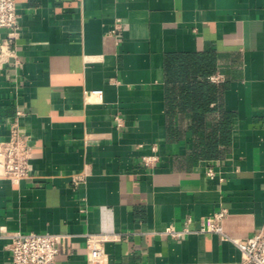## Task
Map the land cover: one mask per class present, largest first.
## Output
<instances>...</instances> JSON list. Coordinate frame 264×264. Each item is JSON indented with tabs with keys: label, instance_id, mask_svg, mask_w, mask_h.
I'll list each match as a JSON object with an SVG mask.
<instances>
[{
	"label": "crops",
	"instance_id": "1",
	"mask_svg": "<svg viewBox=\"0 0 264 264\" xmlns=\"http://www.w3.org/2000/svg\"><path fill=\"white\" fill-rule=\"evenodd\" d=\"M15 2L0 141L22 111L31 157L0 176V264L14 231L118 235L107 264H239L264 222V0Z\"/></svg>",
	"mask_w": 264,
	"mask_h": 264
},
{
	"label": "built area",
	"instance_id": "2",
	"mask_svg": "<svg viewBox=\"0 0 264 264\" xmlns=\"http://www.w3.org/2000/svg\"><path fill=\"white\" fill-rule=\"evenodd\" d=\"M0 28L8 29L7 41L15 38L18 28V13L15 0H0ZM6 41V42H7ZM0 46V59L14 56L8 49L7 43ZM101 89H93L85 94V98L94 96L100 98ZM22 111L16 112L9 127V136L0 141V176L13 184H18L30 172L31 145L30 135L23 132L19 118ZM155 156H143L142 163L151 165ZM207 174L214 177L215 172L208 168ZM75 182L77 180H74ZM225 210H220L207 217L201 231L222 233L220 225ZM188 229L170 227L168 234L174 238H181ZM7 248L11 255L10 264H54L57 256L85 255L89 264H107L108 257L105 243L116 240L118 235L108 233L85 234V244L81 245L73 239L71 232L37 233L14 231L7 235ZM241 252L239 264H264V222L260 230L245 240H233Z\"/></svg>",
	"mask_w": 264,
	"mask_h": 264
}]
</instances>
